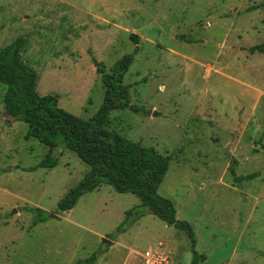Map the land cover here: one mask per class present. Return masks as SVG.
I'll use <instances>...</instances> for the list:
<instances>
[{"label":"rangeland","instance_id":"obj_1","mask_svg":"<svg viewBox=\"0 0 264 264\" xmlns=\"http://www.w3.org/2000/svg\"><path fill=\"white\" fill-rule=\"evenodd\" d=\"M20 37L39 93L84 118L104 97L100 68L138 46L124 82L140 111L114 110L110 128L171 155L159 193L191 224L200 264H264V53L250 51L264 41V0H0V48ZM3 94L0 83V264L94 253L93 264H148L147 250L193 264L188 234L133 193L102 184L60 212L89 166L58 146V164L40 167L49 146L25 139L28 124L6 112ZM34 207L48 218L37 222Z\"/></svg>","mask_w":264,"mask_h":264},{"label":"trees","instance_id":"obj_2","mask_svg":"<svg viewBox=\"0 0 264 264\" xmlns=\"http://www.w3.org/2000/svg\"><path fill=\"white\" fill-rule=\"evenodd\" d=\"M132 39L136 44L139 43L137 34H132ZM24 44L25 40L20 37L0 48V83L4 87L6 112L28 124L25 139H37L49 146L50 150L39 163L40 167L53 168L58 164L59 159L54 152L58 146L74 151L89 166V171L59 201L58 210H71L82 195L102 184L111 185L117 192L133 193L143 207L154 210V214L168 225H174L188 234L193 264H200L203 255L196 248L197 239L191 224L178 219L174 202L159 193L160 184L172 160L171 155L133 141L110 128V116L114 110L140 111L139 107L131 103L129 86L124 82L138 46L134 52L118 59L111 71H105L103 66L100 68L104 97L96 113L84 118L61 107L57 94L39 93V72L18 57ZM250 51L264 53V41L252 46ZM230 172L239 179L235 160L231 162ZM258 175L256 172L244 178L252 180ZM32 210L38 216L37 222L48 218L42 208L34 207ZM133 211H127L120 227L128 223ZM97 258V253H94L76 264H93Z\"/></svg>","mask_w":264,"mask_h":264},{"label":"built area","instance_id":"obj_3","mask_svg":"<svg viewBox=\"0 0 264 264\" xmlns=\"http://www.w3.org/2000/svg\"><path fill=\"white\" fill-rule=\"evenodd\" d=\"M144 255L146 263L148 264H163V262L166 260V258L163 257L160 253L150 250H147Z\"/></svg>","mask_w":264,"mask_h":264},{"label":"water","instance_id":"obj_4","mask_svg":"<svg viewBox=\"0 0 264 264\" xmlns=\"http://www.w3.org/2000/svg\"><path fill=\"white\" fill-rule=\"evenodd\" d=\"M152 213H154V210H150ZM51 217H59L58 215L54 214V213H51L49 214ZM103 243L107 244V245H111L113 243L112 240L108 239V238H103Z\"/></svg>","mask_w":264,"mask_h":264}]
</instances>
